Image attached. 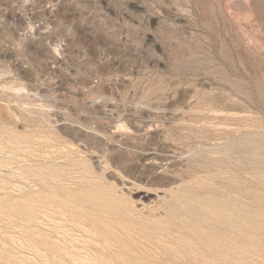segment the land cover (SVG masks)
<instances>
[{"label":"rangeland","instance_id":"obj_1","mask_svg":"<svg viewBox=\"0 0 264 264\" xmlns=\"http://www.w3.org/2000/svg\"><path fill=\"white\" fill-rule=\"evenodd\" d=\"M82 261L264 264V0H0V264Z\"/></svg>","mask_w":264,"mask_h":264},{"label":"bare ground","instance_id":"obj_2","mask_svg":"<svg viewBox=\"0 0 264 264\" xmlns=\"http://www.w3.org/2000/svg\"><path fill=\"white\" fill-rule=\"evenodd\" d=\"M234 245H235V249H234V254L235 255H238V252H239V247H238V243L237 242H234ZM54 249H55V253H56V255H58V248L57 247H54ZM65 256V255H64ZM220 256H222L221 254H220ZM223 257H225L224 255H223ZM70 261H72V262H78L79 263V257H70V259H69ZM59 261V260H58ZM235 261H238V259H237V257L235 258ZM101 262V261H100ZM63 264V263H62ZM82 264H91L90 262H86V261H82ZM93 264V263H92Z\"/></svg>","mask_w":264,"mask_h":264}]
</instances>
